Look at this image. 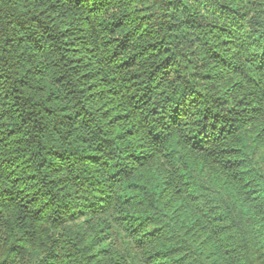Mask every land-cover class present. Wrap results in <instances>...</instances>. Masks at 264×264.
Returning a JSON list of instances; mask_svg holds the SVG:
<instances>
[{"label": "trees", "instance_id": "obj_1", "mask_svg": "<svg viewBox=\"0 0 264 264\" xmlns=\"http://www.w3.org/2000/svg\"><path fill=\"white\" fill-rule=\"evenodd\" d=\"M0 264H264V0H0Z\"/></svg>", "mask_w": 264, "mask_h": 264}]
</instances>
